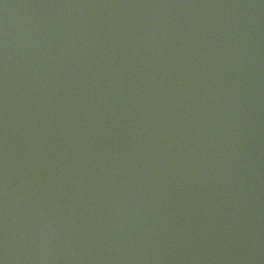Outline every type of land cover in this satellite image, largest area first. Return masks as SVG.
<instances>
[{
	"label": "water",
	"instance_id": "1",
	"mask_svg": "<svg viewBox=\"0 0 264 264\" xmlns=\"http://www.w3.org/2000/svg\"><path fill=\"white\" fill-rule=\"evenodd\" d=\"M0 264H264V0H0Z\"/></svg>",
	"mask_w": 264,
	"mask_h": 264
}]
</instances>
